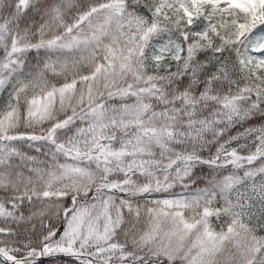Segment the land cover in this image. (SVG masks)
<instances>
[{
    "label": "snow or ice",
    "instance_id": "obj_1",
    "mask_svg": "<svg viewBox=\"0 0 264 264\" xmlns=\"http://www.w3.org/2000/svg\"><path fill=\"white\" fill-rule=\"evenodd\" d=\"M0 264H264V0H0Z\"/></svg>",
    "mask_w": 264,
    "mask_h": 264
}]
</instances>
